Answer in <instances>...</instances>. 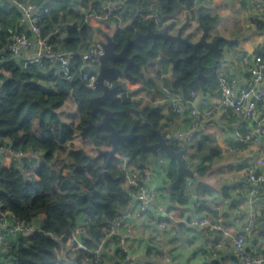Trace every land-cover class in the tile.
Masks as SVG:
<instances>
[{"label":"trees","instance_id":"trees-1","mask_svg":"<svg viewBox=\"0 0 264 264\" xmlns=\"http://www.w3.org/2000/svg\"><path fill=\"white\" fill-rule=\"evenodd\" d=\"M36 1L42 3V0ZM113 3L120 4L118 14L121 13L122 21L128 20L127 24H120L118 18L114 17L101 21L91 17L85 24H74L67 29L68 38L62 50H79L93 23H102V31H108L112 29L110 21L115 19L116 30L113 36L117 43L116 50L119 51L127 37L146 32L149 22L155 30H161L167 25L172 29L180 9H190L195 5L194 0H81L85 7L84 19L86 20L85 13L90 8L101 11L102 5ZM153 8L158 10L161 23H156L152 17L142 18V14ZM196 13L200 25L211 26L209 37L214 39L220 32L217 28L218 18L211 16L205 6H199ZM262 26L259 21L258 28L262 29ZM238 27L229 32V37H232L235 43L243 36ZM41 29L44 35H48L43 31L42 25ZM48 36L55 44L54 36ZM191 51L192 48L185 43H172L165 39L153 42L148 38L132 45L128 54L134 55L135 62L128 69L127 80L121 83L116 92L124 87L137 88L144 85L146 79L142 72L143 67L153 65V62L157 61H162L166 66ZM197 53L202 56L203 64V73L198 79V58L191 57L186 61L179 59L174 67L177 78L173 81L172 88L181 90L184 95L193 91H204L217 81L216 69L220 64L217 55L204 46H198ZM24 64L30 68L37 66L43 69L63 64L66 65L67 72L73 75L65 77L66 74H63L58 77L55 88L49 90L28 79L23 71ZM110 64L123 66L119 61H111ZM0 67V76H3L0 84V136L10 138L15 149L32 146L42 153L34 168L27 160H23L21 165L10 162L0 164V201L25 221H35L42 217V224L36 231L30 235L19 236L17 241L8 242L4 252L0 250V263L64 264L60 258L62 242H71V231L76 225V218L85 214L88 218V235L84 237L83 242L88 250L83 248L77 255V264H80V259L93 256L109 222L127 208L132 187L126 190L122 186L126 167L131 163L138 168L142 167L143 157L152 150L143 149L140 138L122 141L109 163L108 173L100 176L109 156L104 151L110 149L112 144L109 141V130L105 127L92 126L87 130L86 136L82 134L88 121L91 119L98 122L101 115L92 113L90 101L97 91L86 85L88 69L82 67V60L78 55H74L69 61L62 59L53 64H27L24 60H16L7 50L0 54ZM70 99L76 104L77 116L66 122L60 109ZM103 105L113 111L111 121L121 133H128L130 130L142 133L146 136L148 144L158 142L160 136L164 135L161 110L150 102L140 104L139 100L117 96L116 100H106ZM77 136L84 137L92 147L87 149L76 146ZM169 143L174 149H179L173 142ZM100 149L104 151L93 161L92 156ZM91 150L96 153L91 154ZM56 153L63 154L64 157L59 158ZM213 154L217 152L214 150ZM207 159H202L196 166L198 176L193 190L199 197L210 194L215 189L208 182L215 174L211 175L213 172H210L211 166ZM70 160L72 163L69 164ZM178 173V163L173 159L169 171L170 177L173 178V185L169 190L170 197L175 202L187 203L191 187L186 178H178ZM198 208L202 209L203 206L199 205ZM117 255L120 259H126L124 252L118 251ZM152 256L161 262L164 261L160 255ZM209 264L220 263L213 261Z\"/></svg>","mask_w":264,"mask_h":264},{"label":"crops","instance_id":"crops-1","mask_svg":"<svg viewBox=\"0 0 264 264\" xmlns=\"http://www.w3.org/2000/svg\"><path fill=\"white\" fill-rule=\"evenodd\" d=\"M194 1L193 8L183 7L180 9L175 18L176 23L170 29L171 32L177 33L178 29L185 25L183 35L197 40L202 34V28L197 20L196 9L199 6L207 7L208 13L218 18L217 28L220 30L218 34L226 38L220 42L217 61L220 62L219 65L226 66L227 70L238 79L240 87L244 86L249 73L243 68L240 54L246 50L259 51L264 46V0H261L262 7L255 16H251L255 13L252 0H230L229 2L218 0L214 4H208L204 0ZM41 4L48 5L50 8L41 24L43 31L45 34L54 36L57 48L65 47L68 38L67 29L70 26L83 25L88 21L84 19L85 7L81 4V0H42ZM120 17L121 13L114 18H118L120 22ZM114 20L110 21L111 25L116 24ZM259 21L262 22V29L258 28ZM127 22L128 20H125L122 24H127ZM237 26L243 32V36L238 43H235L232 37H229V32L235 31ZM103 28L102 23H93L89 27L88 35L82 40L79 50H87L95 41L104 40L103 36L106 37L107 31H102ZM26 29V22L22 17L21 10L14 5L13 0H0V54L8 50V42L13 31ZM209 39L212 40L210 37ZM22 67L28 79L36 81L49 90L55 88L58 77L63 74H66L65 77L73 75V73L67 72V67L63 64L49 66L46 69L37 66L30 68L26 64ZM142 72L146 83L134 89L139 90L144 97L140 104L150 102L160 108L163 115L161 119L163 136H165V132L174 133L192 127L195 120L190 106H185L181 113L175 112L171 102L165 98L166 93L161 89L162 85L172 88V83L177 78L174 72V62L166 66L162 61L153 62V65L143 67ZM120 76L127 80L126 74ZM2 81L3 76H0V84ZM198 94L195 103L200 108L209 109L220 103L216 82ZM76 116L77 114L74 118ZM252 126V119H246L228 108H217L209 116L206 129H198L193 142L183 149L189 175L204 158H208L207 162L211 166L210 172H213L211 175L215 174L208 181L215 187L214 191L203 197L200 196L202 209L195 205L192 198L187 203L171 200L169 190L173 185V178L170 177L169 171L173 159L168 157L164 151L146 153L141 165L144 164L142 167L151 165L153 174L149 187L158 189L160 195L143 218H133L130 221L135 234L133 239L117 241L113 244V252L103 251V264H209L213 261H218L220 264H231L235 262L230 236L243 229L251 212L256 213L259 220L264 219V200L258 201L253 206L247 202V188L252 185L249 171L252 168L264 171V163L259 162L261 158H264V138L258 142H244L232 152L229 149L235 144L234 130L245 131ZM75 142L78 147L82 146L87 149L92 147L84 137L77 136ZM214 150L217 154H213ZM90 153L95 154L96 151L91 150ZM97 154L92 156L93 161L97 159L95 158L98 157ZM56 155L59 158L64 157L63 154L56 153ZM69 162L72 163V160ZM125 164L127 165V162ZM137 168L138 166L133 163L126 167V177L122 182V186L126 190L131 188L132 171H136ZM164 189L168 193L166 198L161 196ZM158 204H163L161 217L169 221L166 228L160 226V221L163 218L159 217ZM206 212L220 217L227 226L229 234L220 236L216 232L193 227L186 222V218ZM171 214L177 217L175 223L170 221L169 215ZM87 220L85 214H80L76 218V224H86ZM150 220H155V222L150 223ZM34 223L40 227L42 217L36 219ZM217 239L223 240L225 247L218 249L216 255H213L210 244ZM121 243H125L129 247L130 255H134L135 260H130L128 255L125 256L126 259H120L117 252H122ZM247 245L252 253H264V228L259 226L255 229L248 236ZM71 251L72 246L62 243L60 257L64 264H68L65 254L71 253ZM144 254L152 257L155 261L136 259L137 256ZM153 254L160 255L164 261L157 260L152 256Z\"/></svg>","mask_w":264,"mask_h":264},{"label":"built area","instance_id":"built-area-1","mask_svg":"<svg viewBox=\"0 0 264 264\" xmlns=\"http://www.w3.org/2000/svg\"><path fill=\"white\" fill-rule=\"evenodd\" d=\"M204 1L208 4H214L218 0ZM13 3L21 10L22 17L27 26L26 30L14 31L10 36L7 48L13 57L16 60L22 59L27 64H43L44 62L53 64L62 59L69 61L74 55H78L82 60V67L88 69L86 85L92 89H96L95 81L99 72L100 56L104 53L105 40H97L87 50L83 51L57 49L50 36L43 34L40 25L41 19L50 9L49 6L40 4L36 0H13ZM252 6L255 13L251 14V16H255L257 11L262 7L261 0H252ZM120 8V4L116 3L102 5L101 11L90 8L86 11L85 18L88 20L91 17H96L97 19L116 17ZM148 17L154 18L156 23H161L159 12L154 8L148 13L142 14L143 19ZM119 19L122 24V18ZM240 61L243 64L244 70L249 73L245 85L240 87L238 79L227 70L226 66L223 64L219 65L216 69V85L220 95V103L209 109L200 108L195 103L200 91H193L188 95H184L181 90H175L166 85L161 86L162 91L166 93L165 98L171 102L173 110L181 113L185 106H190L195 120L192 127L178 130L174 133L165 132V138L168 142H173L179 149H186L193 142L197 130L206 129L209 116L217 108H228L246 119L253 120L251 128L245 131L234 130L233 139L235 144L229 148L231 152L239 148L240 144L244 142H258L264 138V46L259 51H243L240 54ZM125 81L121 76H118L114 79H106L105 83L113 86L116 83L121 84ZM115 95L139 101L144 99L139 90L127 87L117 91ZM41 155L42 153L32 146L26 149H15L10 138L3 135L0 136V164L10 162L11 164L21 165L23 160H27L30 166L34 168L37 166V160H39ZM259 162L264 163V158H261ZM132 174L131 197L127 208L118 213L109 222V226L100 238L98 248L94 250L93 256L80 259V264H103V251L113 252V244L117 241L122 242L133 239L135 234L130 221L133 218H143L160 195L158 189L149 187L153 174L151 165L137 168L136 171H132ZM197 176V170L193 169L192 174L186 177V181L191 187L190 198L195 201V205L199 206L201 205L200 197L192 189ZM249 179L252 185L247 188V202L253 206L258 201L264 200V171L252 168L249 171ZM167 195V191L165 189L162 190L161 196L166 198ZM162 208L163 204H158V212L161 219L163 218L161 217ZM169 216L172 223L177 221V217L174 214ZM149 222L154 223L155 220H150ZM186 222L193 227L216 232L220 236L222 234H229L227 226L222 219L212 213L206 212L192 215L186 218ZM168 225L169 221H166L164 218L160 221L162 228H166ZM259 226L264 228V219L259 220L258 215L251 212L246 219L243 229L230 236L236 260L231 264H264V253H252L247 245L248 236ZM38 228L34 221L29 222L21 219L11 209L7 208L4 202L0 201L1 251L4 252L8 242L17 241L21 235H30ZM71 235L72 240L70 243H62L72 246L71 253L67 252L65 254L68 264H77V255L81 249L86 248L83 242L84 237L88 235L86 224H76L71 231ZM121 245L122 252L126 256L128 255L130 260H135V256L130 255L129 247L125 243H121ZM210 245L213 255H216L218 249L225 247L224 241L219 239L211 242Z\"/></svg>","mask_w":264,"mask_h":264},{"label":"water","instance_id":"water-1","mask_svg":"<svg viewBox=\"0 0 264 264\" xmlns=\"http://www.w3.org/2000/svg\"><path fill=\"white\" fill-rule=\"evenodd\" d=\"M229 1L230 0H226L225 2ZM184 26L185 25H182L178 29L177 33H172L168 25L161 30H155L151 26V22H149L147 24L146 32L138 33L134 37H127L124 46L119 51L116 50L117 43L113 36L116 30V24H112V33L106 34L104 53L100 56V67L95 81L97 94L93 96L90 101L92 113L95 115L100 114L101 119L98 122H94L90 119L87 126H85L82 130L83 136H86L87 130L92 126L105 127L109 130V141L112 144V147L105 151L100 149L98 150L97 154V156H99L103 151L109 154L107 162L105 164V168L103 171H101L100 176L108 173L109 163L111 159L116 155V152L119 150V143L130 138H140L141 147L143 149L150 148L155 153H159V150L162 149L168 157L176 159L179 166V178H186L190 174L184 159L185 152L183 149H174L163 135L160 136L158 142L148 144L146 136L142 133H135L133 130H130V132L128 133H121L111 121L114 115L113 111L103 105L106 100H116V90L121 87L120 83L109 86L105 83V80L117 78L121 74H128L130 65L135 62L134 55L128 54L129 48L132 45L138 44L140 41L146 40L148 38H151L153 42L158 39H165L169 40L172 43H185L189 45L192 48V51L182 58L174 59V67L178 63L179 59H183L184 61H186L191 57H196L199 61V72L196 75V79H198L203 73V64L201 62L202 56L197 53V47L204 46L208 50L212 51L215 55H219L220 42L225 40L226 38L221 34H218L214 39L210 40L209 33L211 26L201 25L202 34L197 40H192L189 36L183 35ZM118 60L125 61L124 69L117 65L110 64L111 61ZM136 259L141 261H155V259L148 256L147 254L139 255L136 257Z\"/></svg>","mask_w":264,"mask_h":264},{"label":"rangeland","instance_id":"rangeland-1","mask_svg":"<svg viewBox=\"0 0 264 264\" xmlns=\"http://www.w3.org/2000/svg\"><path fill=\"white\" fill-rule=\"evenodd\" d=\"M98 20H103V19H98ZM123 23V22H122ZM112 26V25H111ZM173 31H175L174 29H173ZM112 33V29L110 30V29H108V31H107V33L106 34H111ZM102 38V37H101ZM103 39L104 40H106V37L105 36H103ZM70 101H72L71 99L70 100H68L65 104H64V106L61 108V111H60V113H61V116H62V118H63V120L64 121H70L71 119H73L74 118V116L76 115V111H77V109H76V105L74 104V102L72 101V102H70ZM80 137V136H79ZM88 144L89 145H92L90 142H88ZM68 163L70 164V162L68 161ZM72 166V165H71Z\"/></svg>","mask_w":264,"mask_h":264},{"label":"flooded vegetation","instance_id":"flooded-vegetation-1","mask_svg":"<svg viewBox=\"0 0 264 264\" xmlns=\"http://www.w3.org/2000/svg\"><path fill=\"white\" fill-rule=\"evenodd\" d=\"M119 62H122L123 66L117 65L119 67H121L122 69H124L125 67V61L124 60H118ZM117 62V61H116ZM115 65V64H114Z\"/></svg>","mask_w":264,"mask_h":264}]
</instances>
